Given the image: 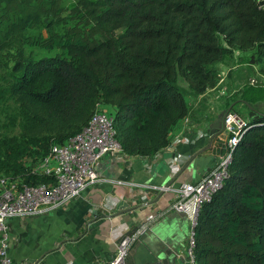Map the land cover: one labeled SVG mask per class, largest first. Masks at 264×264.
Returning <instances> with one entry per match:
<instances>
[{
	"label": "trees",
	"instance_id": "trees-1",
	"mask_svg": "<svg viewBox=\"0 0 264 264\" xmlns=\"http://www.w3.org/2000/svg\"><path fill=\"white\" fill-rule=\"evenodd\" d=\"M232 48L254 49L264 73L257 0H0V103L13 104L0 126L19 128L0 134V174L45 181L27 161L77 133L97 102L113 106L124 153L154 154L190 111L178 79L196 95L214 87L212 63ZM253 112L199 208L195 264H264V111Z\"/></svg>",
	"mask_w": 264,
	"mask_h": 264
},
{
	"label": "crops",
	"instance_id": "crops-1",
	"mask_svg": "<svg viewBox=\"0 0 264 264\" xmlns=\"http://www.w3.org/2000/svg\"><path fill=\"white\" fill-rule=\"evenodd\" d=\"M215 87L191 97L189 113L168 133L169 144L154 154L103 157L98 163L101 180L67 202L30 215L6 218L8 254L13 264H105L111 255V238L130 229L142 217L140 213L147 212L142 204L155 197L154 186L168 182L179 186L180 178L185 175L198 178L223 150V130L216 128L213 134L208 132V125L214 119L210 115L214 103L206 94ZM242 103L232 101L224 109H239ZM241 113L248 119L254 112L247 115L242 110ZM183 166V171L173 179ZM124 179L133 183H124ZM138 184H143L145 189L137 187ZM106 213L114 215L111 221L117 228L112 232L109 225L102 224ZM189 233L186 215L169 210L154 219L131 245L126 264L156 260L188 264L185 251Z\"/></svg>",
	"mask_w": 264,
	"mask_h": 264
},
{
	"label": "built area",
	"instance_id": "built-area-1",
	"mask_svg": "<svg viewBox=\"0 0 264 264\" xmlns=\"http://www.w3.org/2000/svg\"><path fill=\"white\" fill-rule=\"evenodd\" d=\"M257 3L264 9V0H257ZM254 82L255 78L251 77L249 84ZM101 103H96L88 122L77 133L63 143L51 144L48 152L38 158L39 168L32 170L46 174L45 181L27 182L18 176L0 177V264H13L8 254L6 218L30 215L45 207L67 202L89 185L101 180L98 163L103 157L118 159L126 154L116 138L112 113L104 110ZM247 120L234 109L226 110L222 128L223 150L213 165L196 179L182 176L179 186L172 182L154 186L155 197L142 204L147 212H141L142 217L130 229L111 238V255L105 264H126L125 257L131 245L154 219L169 210L183 212L190 222L185 256L188 264H195L192 249L199 208L221 186L227 175L233 146L240 138ZM125 182L133 183L128 179ZM137 187L145 189L143 184ZM113 217L111 213H106L102 221V224L109 225L111 232L117 228L111 221Z\"/></svg>",
	"mask_w": 264,
	"mask_h": 264
},
{
	"label": "rangeland",
	"instance_id": "rangeland-1",
	"mask_svg": "<svg viewBox=\"0 0 264 264\" xmlns=\"http://www.w3.org/2000/svg\"><path fill=\"white\" fill-rule=\"evenodd\" d=\"M39 55L50 54L45 50H37ZM212 66L219 72V80L217 81L214 90L209 91L206 97L211 99L214 107H210V115L215 118L220 110L226 108L232 101H243L239 109H235L238 113L242 110L247 115L253 110L264 111V73L261 71L260 61L257 59L254 49L241 50L232 48L226 56L221 60L213 62ZM251 77L255 78L254 85L247 87V83ZM178 86L185 94L190 105L191 97L196 94L188 87L187 81L183 78L178 79ZM245 88L243 99L238 98L241 89ZM205 101V98L203 99ZM104 110L113 112L114 108L109 103H101ZM205 108V107H203ZM13 111V104L11 101L7 103H0V123L6 121V112ZM19 131L17 126L6 127L0 126V134L13 135ZM36 155H33L27 162L31 168L38 169L39 161ZM4 174H0V177ZM12 176V175H11Z\"/></svg>",
	"mask_w": 264,
	"mask_h": 264
},
{
	"label": "water",
	"instance_id": "water-1",
	"mask_svg": "<svg viewBox=\"0 0 264 264\" xmlns=\"http://www.w3.org/2000/svg\"><path fill=\"white\" fill-rule=\"evenodd\" d=\"M227 109H222L219 111V113L216 115V117L212 120V122L208 125V132L210 134H213L214 130L217 129H222L223 128V116L225 114ZM185 168V166H183L181 169H179V171H177V173L175 174L174 178L175 179L180 173L181 171H183V169ZM172 179V181H173ZM119 204H124L123 202H120ZM146 264H166L163 263V261L161 260H156L152 263H146ZM170 264V263H169Z\"/></svg>",
	"mask_w": 264,
	"mask_h": 264
}]
</instances>
